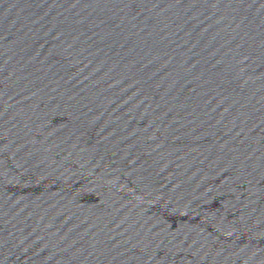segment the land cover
<instances>
[{
    "label": "water",
    "instance_id": "water-1",
    "mask_svg": "<svg viewBox=\"0 0 264 264\" xmlns=\"http://www.w3.org/2000/svg\"><path fill=\"white\" fill-rule=\"evenodd\" d=\"M0 264H264V0H0Z\"/></svg>",
    "mask_w": 264,
    "mask_h": 264
}]
</instances>
